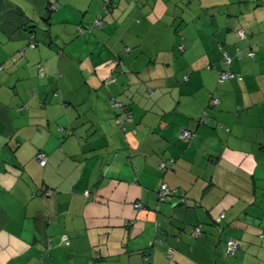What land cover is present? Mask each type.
<instances>
[{"label":"crops","instance_id":"crops-1","mask_svg":"<svg viewBox=\"0 0 264 264\" xmlns=\"http://www.w3.org/2000/svg\"><path fill=\"white\" fill-rule=\"evenodd\" d=\"M40 262L264 264V0H0V264Z\"/></svg>","mask_w":264,"mask_h":264},{"label":"built area","instance_id":"built-area-1","mask_svg":"<svg viewBox=\"0 0 264 264\" xmlns=\"http://www.w3.org/2000/svg\"><path fill=\"white\" fill-rule=\"evenodd\" d=\"M102 24V17H98L94 23V27L99 28ZM80 32H84L83 29H80ZM32 46H34V44H32ZM130 50L129 47H126V51ZM254 53H250L251 57H254ZM231 57L228 54H225V63L227 65H231ZM220 81L224 82L228 79H232L235 78L236 75L232 72H222L220 73ZM219 104V99H212V105L217 106ZM131 117L130 113H128V111L123 107V117L121 119V124L124 125V123ZM193 132L191 130L188 129H184L182 132V135L185 139L189 140L193 137ZM37 159L39 164L42 167H46V165L48 164V155L45 152H39L37 155ZM49 194V193H48ZM177 194V190H172L168 187V185L166 184H162L160 191L158 193L159 196V201L160 203L164 202L165 200H169L171 199L172 196ZM136 208L141 209L143 207V205L140 204H136L135 205ZM221 218H225V214L223 213L221 215ZM202 233V227L201 225H198L195 227L194 229V234L197 236H200ZM67 237H64L63 241H66ZM242 248V244L239 240H237L235 237H230L229 240L227 241V255H235V253L237 251H239ZM170 253H172V249L169 250Z\"/></svg>","mask_w":264,"mask_h":264},{"label":"trees","instance_id":"trees-1","mask_svg":"<svg viewBox=\"0 0 264 264\" xmlns=\"http://www.w3.org/2000/svg\"><path fill=\"white\" fill-rule=\"evenodd\" d=\"M249 53H254V52H253V51H250ZM225 54H228V53H225V52H224V55H223V56H224V62H225ZM254 54H255V53H254ZM228 55H229V54H228ZM229 56H230V55H229ZM230 57H231V56H230ZM231 59H232V58H231ZM231 64H232V63H231ZM235 75H236V77H238V78H239V75H237V74H235ZM236 77H235V78H236ZM240 78H241V77H240ZM232 79H233V78H232ZM126 110H127V109H126ZM128 113H129V112H128ZM188 130H189V129H188ZM192 132H193V131H192ZM48 162H49V157H48ZM47 165H48V164H47ZM47 165H46V166H47ZM48 193L50 194V192H49V191H47V194H48ZM63 242H64V243H68V238H67V240H66V241H63ZM39 264H43V263H42V262H40Z\"/></svg>","mask_w":264,"mask_h":264}]
</instances>
